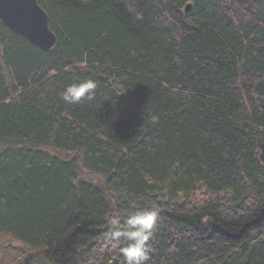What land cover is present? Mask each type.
Here are the masks:
<instances>
[{
    "label": "trees",
    "instance_id": "16d2710c",
    "mask_svg": "<svg viewBox=\"0 0 264 264\" xmlns=\"http://www.w3.org/2000/svg\"><path fill=\"white\" fill-rule=\"evenodd\" d=\"M38 1L53 49L0 20L21 264H264V0Z\"/></svg>",
    "mask_w": 264,
    "mask_h": 264
},
{
    "label": "water",
    "instance_id": "95a60500",
    "mask_svg": "<svg viewBox=\"0 0 264 264\" xmlns=\"http://www.w3.org/2000/svg\"><path fill=\"white\" fill-rule=\"evenodd\" d=\"M192 8L193 4L188 3L185 13ZM0 20L44 51L53 49L57 43V36L49 25V15L38 0H0Z\"/></svg>",
    "mask_w": 264,
    "mask_h": 264
},
{
    "label": "rangeland",
    "instance_id": "374dc122",
    "mask_svg": "<svg viewBox=\"0 0 264 264\" xmlns=\"http://www.w3.org/2000/svg\"><path fill=\"white\" fill-rule=\"evenodd\" d=\"M36 253L37 249L26 242L6 234L0 235V264H21L25 257L32 258ZM28 264H42V262L28 260Z\"/></svg>",
    "mask_w": 264,
    "mask_h": 264
}]
</instances>
